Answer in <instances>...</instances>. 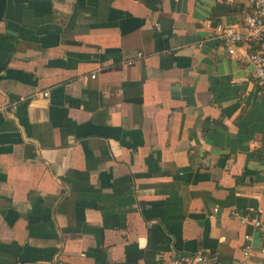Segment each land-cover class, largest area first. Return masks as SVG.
I'll return each instance as SVG.
<instances>
[{"label":"crops","instance_id":"1","mask_svg":"<svg viewBox=\"0 0 264 264\" xmlns=\"http://www.w3.org/2000/svg\"><path fill=\"white\" fill-rule=\"evenodd\" d=\"M246 10L0 0V264L259 258L264 88L216 30Z\"/></svg>","mask_w":264,"mask_h":264},{"label":"built area","instance_id":"2","mask_svg":"<svg viewBox=\"0 0 264 264\" xmlns=\"http://www.w3.org/2000/svg\"><path fill=\"white\" fill-rule=\"evenodd\" d=\"M241 21L246 30L245 34L235 25L218 24L216 30L220 34L226 52L232 58L249 63L253 67L257 85L264 88V0H247V10ZM243 41L256 44L258 47L251 51H241ZM44 95L49 96V92H45ZM252 222L258 229H263L261 220L255 218ZM245 238L250 240L251 237L246 235ZM253 255L254 250L251 245H246L244 259L236 264H264V242L259 250V258L253 259ZM174 262L175 264H221L218 257L201 252L179 256Z\"/></svg>","mask_w":264,"mask_h":264}]
</instances>
